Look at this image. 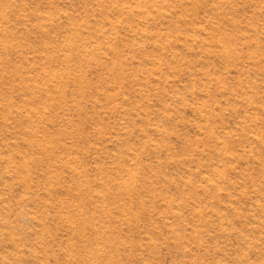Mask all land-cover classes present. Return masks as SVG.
Returning <instances> with one entry per match:
<instances>
[{
  "label": "rangeland",
  "instance_id": "rangeland-1",
  "mask_svg": "<svg viewBox=\"0 0 264 264\" xmlns=\"http://www.w3.org/2000/svg\"><path fill=\"white\" fill-rule=\"evenodd\" d=\"M0 264H264V0H0Z\"/></svg>",
  "mask_w": 264,
  "mask_h": 264
}]
</instances>
